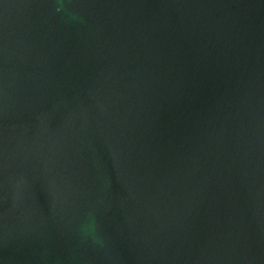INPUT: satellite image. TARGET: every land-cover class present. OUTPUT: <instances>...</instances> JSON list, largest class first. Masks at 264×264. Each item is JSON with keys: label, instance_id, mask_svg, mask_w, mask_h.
<instances>
[{"label": "water", "instance_id": "obj_1", "mask_svg": "<svg viewBox=\"0 0 264 264\" xmlns=\"http://www.w3.org/2000/svg\"><path fill=\"white\" fill-rule=\"evenodd\" d=\"M0 264H264V0H0Z\"/></svg>", "mask_w": 264, "mask_h": 264}]
</instances>
